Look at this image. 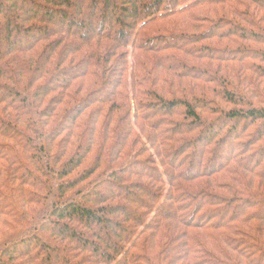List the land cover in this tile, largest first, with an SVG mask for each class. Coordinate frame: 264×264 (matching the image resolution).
Returning <instances> with one entry per match:
<instances>
[{
	"label": "trees",
	"instance_id": "trees-1",
	"mask_svg": "<svg viewBox=\"0 0 264 264\" xmlns=\"http://www.w3.org/2000/svg\"><path fill=\"white\" fill-rule=\"evenodd\" d=\"M217 3L234 19L205 27ZM256 64L264 0H0V264H264Z\"/></svg>",
	"mask_w": 264,
	"mask_h": 264
},
{
	"label": "rangeland",
	"instance_id": "rangeland-1",
	"mask_svg": "<svg viewBox=\"0 0 264 264\" xmlns=\"http://www.w3.org/2000/svg\"><path fill=\"white\" fill-rule=\"evenodd\" d=\"M115 2L117 4V1H115ZM212 5H215V4H212ZM230 10L231 9L228 8V5H220L219 3H217L215 6H207L206 7V5H205V7L203 6V7L199 8V9H197L195 12H193V14L196 15V16H198V17H203V25H205V27L212 28V27L218 25L220 23V20L221 19H225V17L229 18V20L234 19L233 18V15L230 13ZM67 13L74 20L76 19L77 21H79V20L86 21L85 20V17L83 18V17L79 16V14H78V12L76 10V6L75 5H73L72 8L68 9L67 10ZM112 14H114V13H112ZM72 19H70V20H72ZM183 20H184V17L170 18L168 20H164L162 22L157 23V25L152 26L148 31L149 32H155V31L160 32V31H163L165 28L171 29V26L173 24H175V23L178 24L180 21H183ZM89 22H86L87 25H89L90 26L89 28L93 29L94 31L97 28H99V26L97 24H94V21H89ZM51 23L52 24L49 25L50 28L53 29V30H56V31H62L64 29V27L66 26V23H62L61 20H59V19L58 20H53ZM106 25H108V23H106ZM196 32L198 33L199 31H196ZM36 34L38 35V33H36ZM157 34H161V35H164V36L171 35V33H166V32L157 33ZM24 40H22L21 42H25ZM207 44H211L212 46H215L216 49L218 50L217 51L218 53H221L223 50L225 51V49H229V50L230 49H232V50L237 49V48H235L236 45H233L231 43V41H228V40H222L221 42H218V44L215 43V42H207ZM228 45H231V47L228 46ZM226 47H228V48H226ZM233 52H235V51H233ZM170 54L175 55L180 60L189 62V60H187L188 57H185L184 54H182V53H179V52H176V53L170 52ZM167 55H168V53H167ZM156 57L157 56L152 55V60L151 61H148V62H150L148 64V66L150 68L153 66V64H155ZM224 58L226 59V58H228V56H225ZM220 60H222L223 63L222 62L221 63H219V62H213L212 64H208V63L205 64L206 63L205 61H203V62L202 61H199V62H196V63L191 62V66L194 67V68L210 67V69L213 70V71H215V72H217V74L219 73V74H224V75L225 74H228V73H231L232 69H235L236 68L235 66L237 64H235V63H225L226 61H223V59H220ZM255 66L264 67V65H261V64H256ZM242 73L243 74H246V72H244V71H242ZM247 74H248L249 77H253L254 79H258L256 81H258L259 83H264V79L257 78L256 76H252V74H249V73H247ZM155 75H157L158 77H161V78H165V79L170 80V81H173V79H174V77H172L171 75L167 74L165 71H163V70H161L159 68L156 70ZM77 82H81V80H78ZM86 83H87V85L89 84L88 82H84V84H86ZM255 85L258 86L256 83H255ZM112 88H113V81L112 80L111 81H106L105 86H104V89L106 91H108V90H111ZM239 88L242 90V87H239ZM257 90L259 91L260 95L264 98V88L263 87H257ZM243 91H244V89H243ZM245 94H246V96H247L248 99H250L255 104L257 103L254 100L252 93H250V92L247 91V93H245ZM98 99H99V97L97 99H95V100H98ZM93 102H94L93 105H96V106L103 104V103H98V101H93ZM242 128L243 127L239 128L238 129V132H241L242 133V136H247L248 132H245L244 129H242ZM248 131H249V133H252V130L249 129ZM246 139L247 138H243L241 142L242 143H246ZM204 145L205 144H203V146ZM220 152H221V154L220 153L219 154L222 155L221 157L227 155V149L226 148L221 149ZM186 157H188V155ZM223 158L221 159V161H223ZM221 161L217 164V166H219L222 163ZM247 180L252 181V176H249L248 175L247 176ZM203 182H204L203 180L192 181V183L190 184V186H192L194 188L195 187L196 188H200V187H203L201 185V183H203ZM72 225H74L77 228H80L78 224H72ZM105 228L107 229L109 227H104V229ZM100 229H102V228H100ZM109 231H111L110 228H109ZM51 258H52V264H62L61 263V258L58 257L56 254H52L51 255Z\"/></svg>",
	"mask_w": 264,
	"mask_h": 264
}]
</instances>
